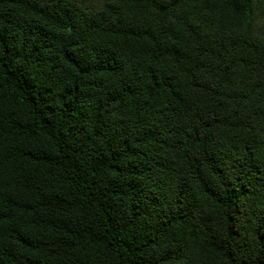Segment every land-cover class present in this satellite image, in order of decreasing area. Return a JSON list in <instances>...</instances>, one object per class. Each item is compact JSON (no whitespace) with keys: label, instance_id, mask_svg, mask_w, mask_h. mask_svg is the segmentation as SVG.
<instances>
[{"label":"trees","instance_id":"16d2710c","mask_svg":"<svg viewBox=\"0 0 264 264\" xmlns=\"http://www.w3.org/2000/svg\"><path fill=\"white\" fill-rule=\"evenodd\" d=\"M0 264H264V0H0Z\"/></svg>","mask_w":264,"mask_h":264}]
</instances>
